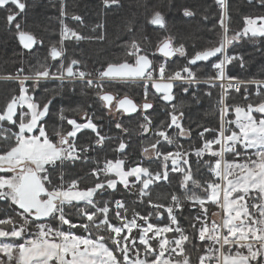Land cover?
<instances>
[{
	"label": "snow or ice",
	"instance_id": "obj_1",
	"mask_svg": "<svg viewBox=\"0 0 264 264\" xmlns=\"http://www.w3.org/2000/svg\"><path fill=\"white\" fill-rule=\"evenodd\" d=\"M247 2L264 8V0ZM58 3V39L45 45L26 27L28 0H0L6 30L23 52L46 51L43 59L22 60L0 74L16 85L0 105V264H264V75L231 74L248 67L236 47L241 41L264 44V15H245L233 29L228 0H213L216 14L205 7L200 23L215 39L191 55L171 34L150 51L128 23L118 37L125 59L89 70L68 56V42H103L106 24L85 36L65 22L80 25L83 18L69 13L66 0ZM113 5L120 0H102L105 9ZM182 15L192 19L197 12L184 6ZM148 23L168 31L159 11ZM200 69L210 71L202 78ZM49 82L57 87H46ZM116 82L140 89V99L108 91ZM202 82L208 91L199 88ZM78 88L94 95L90 111L68 95ZM212 88L219 89L218 124H198L194 135L184 100L198 105ZM105 112L138 121L142 159L128 162L130 130L117 119L121 135L105 132L98 123ZM109 149L119 157L101 162ZM93 152L95 166L80 175ZM85 176L93 178L91 186H81ZM173 182L177 190L156 192ZM217 215L219 222L211 219Z\"/></svg>",
	"mask_w": 264,
	"mask_h": 264
},
{
	"label": "trees",
	"instance_id": "obj_2",
	"mask_svg": "<svg viewBox=\"0 0 264 264\" xmlns=\"http://www.w3.org/2000/svg\"><path fill=\"white\" fill-rule=\"evenodd\" d=\"M69 13H75L83 18V24L78 25L76 22L70 19L65 22L69 27L74 28L85 36H95L93 28L97 23L106 24L107 27V39L103 42H88L84 41L80 44H73L68 42L69 57L75 56L81 59L87 64L88 69L93 67H99L100 64L125 59L124 53L118 46V37L126 35V26L128 23H132L137 30V35L144 39V46L150 51L154 49L157 41L164 35L171 34L175 37L177 43H184L189 54H194L197 49L206 46L210 41L215 39V36L208 32L207 29L200 23L201 13H203L205 7H210V10L215 15L217 10L213 3V0H120V5H113L111 9H105L102 6V0H66ZM28 19L26 27L28 30L33 31L40 38H43L45 45H48L50 41L58 39L60 31V23L57 17L59 16V3L58 0H28ZM229 13L232 17V28L238 29L242 26L243 17L264 15V8L258 4H249L247 0H228ZM184 6L192 7L196 12L195 18L189 19L182 15V8ZM159 11L165 17L168 25V31L165 32L156 26L148 23L151 15ZM4 13L0 11V74L13 72L20 64V62L33 59V56H28L19 47L18 41L15 39L14 32L6 30ZM51 17V20L48 18ZM39 25V26H37ZM45 28L48 30L46 31ZM97 31H103L98 29ZM240 51L245 54V58L248 61V67L246 70H241L239 67L231 69V74L247 77L249 75L257 76L264 75L261 72L264 69V54L261 49H264V44L259 41L252 42L250 40L241 41L236 46ZM43 59L46 51L41 48L38 52ZM163 59V58H161ZM177 63H182L183 58L174 57ZM231 68V66H229ZM206 69H200L199 74L203 78ZM57 82H50L45 85L48 88H56ZM16 87L12 82L0 80V105H2L11 91ZM199 88L208 91L207 85H199ZM108 89V91L127 92L128 95L134 99L138 96L140 99V89L134 85H115L114 88ZM212 96L201 95L200 104H192L190 98H185V111L190 119L186 120V124H190L194 129L197 125H207L209 127H216L218 124L217 113L215 111V104L219 89L212 88ZM71 99L75 102L83 103V108L86 111L88 104L95 98L91 91L87 90V94H81L78 88L75 93H68ZM65 107L68 106V100L63 101ZM75 105V104H73ZM60 107L59 104H57ZM159 111V109H157ZM97 115H100L99 109H97ZM158 118H163L162 116ZM50 119H53L52 117ZM125 126L129 128V134L124 138L128 140L130 147L126 149L128 162H133L142 159L141 152V140L143 137L138 135V121L135 119H124ZM100 123H103L105 132H110V135H121L114 126L108 125V120L105 117ZM183 142V141H182ZM195 144V141H193ZM112 147H115V142L112 143ZM93 160L87 165L81 166L77 169L80 175H85L92 167L95 166L96 153H91ZM119 153L113 152L110 149L106 153H101L99 159L101 162L106 158L112 159L119 157ZM231 158V157H229ZM195 159V157H193ZM145 164L148 161H144ZM102 166V163H101ZM93 178L85 176V179L81 182V186H91ZM177 184L173 182L171 186L165 184L163 187H157L156 192L162 196H166L169 192L177 190ZM179 194V193H178ZM155 196L156 193H153ZM125 198L128 203H132V197H124L123 193H117L116 198ZM105 198H110L107 195ZM141 212L146 211L144 205H139ZM189 211H185L184 215H189ZM182 224L187 227L188 221L181 218Z\"/></svg>",
	"mask_w": 264,
	"mask_h": 264
},
{
	"label": "flooded vegetation",
	"instance_id": "obj_3",
	"mask_svg": "<svg viewBox=\"0 0 264 264\" xmlns=\"http://www.w3.org/2000/svg\"><path fill=\"white\" fill-rule=\"evenodd\" d=\"M115 85H126V84H124L123 82H116V84H114L112 87H110V90H112L111 88H114V86ZM200 85H203V84H200ZM109 90V91H110ZM89 91H91V90H89ZM112 92V91H111ZM135 100H139L138 99V96L136 97V99ZM105 114V117H106V119L108 120V125H111V126H114V123H115V121L117 120V119H122V120H124V119H128V117L127 116H124V117H120L119 116V114H108V113H104ZM82 117V116H81ZM81 117H80V119H81ZM109 121H112V123L110 124L109 123ZM101 121H98V123H100ZM106 127L104 126V129H105ZM115 128V127H114Z\"/></svg>",
	"mask_w": 264,
	"mask_h": 264
},
{
	"label": "rangeland",
	"instance_id": "obj_4",
	"mask_svg": "<svg viewBox=\"0 0 264 264\" xmlns=\"http://www.w3.org/2000/svg\"><path fill=\"white\" fill-rule=\"evenodd\" d=\"M67 54H68V56H70V52H67ZM37 57H39V58H41L42 56L40 55V54H36V57H33V59L31 58V59H29L28 61H30V62H32V63H35V60H36V58ZM27 61V60H26ZM50 83V82H49ZM58 83V82H57ZM116 84V83H115ZM92 93V92H91ZM80 105H82L83 106V103H80ZM73 106H75V105H73ZM57 108H59L58 106H57ZM69 115H73V116H75V118L77 119V120H80V117L83 115V113H79V114H76V113H68ZM53 119H50L49 120V125L51 126V124H53V123H55V116H53L52 117ZM51 130V129H50ZM211 219H213V220H216L217 219V216H213V217H211Z\"/></svg>",
	"mask_w": 264,
	"mask_h": 264
},
{
	"label": "built area",
	"instance_id": "obj_5",
	"mask_svg": "<svg viewBox=\"0 0 264 264\" xmlns=\"http://www.w3.org/2000/svg\"><path fill=\"white\" fill-rule=\"evenodd\" d=\"M201 84H203V85H206V84H204L203 82L201 83ZM216 221H220V216L219 215H217V219H216Z\"/></svg>",
	"mask_w": 264,
	"mask_h": 264
},
{
	"label": "water",
	"instance_id": "obj_6",
	"mask_svg": "<svg viewBox=\"0 0 264 264\" xmlns=\"http://www.w3.org/2000/svg\"><path fill=\"white\" fill-rule=\"evenodd\" d=\"M213 59H215V58H213Z\"/></svg>",
	"mask_w": 264,
	"mask_h": 264
}]
</instances>
